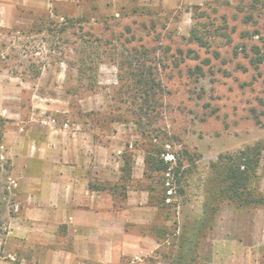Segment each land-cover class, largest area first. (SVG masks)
I'll use <instances>...</instances> for the list:
<instances>
[{
	"label": "rangeland",
	"instance_id": "374dc122",
	"mask_svg": "<svg viewBox=\"0 0 264 264\" xmlns=\"http://www.w3.org/2000/svg\"><path fill=\"white\" fill-rule=\"evenodd\" d=\"M255 47L264 52V0H0V264H82L86 242L47 202L61 166L51 149H83L82 177L109 187L97 209L113 221L110 244L128 251L93 263L264 264V204L213 198L212 163L242 149L258 151L249 186L264 195ZM80 52L94 61L79 77ZM134 55L156 84L143 108ZM151 150L182 157L184 193L172 173L145 171ZM205 201L219 206L197 239Z\"/></svg>",
	"mask_w": 264,
	"mask_h": 264
},
{
	"label": "trees",
	"instance_id": "16d2710c",
	"mask_svg": "<svg viewBox=\"0 0 264 264\" xmlns=\"http://www.w3.org/2000/svg\"><path fill=\"white\" fill-rule=\"evenodd\" d=\"M135 50V49H134ZM136 51V50H135ZM146 53L145 50L142 52ZM255 57L252 59L253 63L258 65L264 62V52H261L258 47L254 50ZM141 55V54H140ZM78 74L79 77L84 74L86 64H90L94 60L90 59L89 55L81 53L78 55ZM127 67L135 66L132 69L127 68L130 78H132V88L134 91L141 90L142 100L139 103V107L143 108L149 100H152V96L155 94V83L150 73L144 68L143 61L139 62V56L134 55L132 59L126 60ZM90 70L93 68L91 65L88 67ZM126 71V70H125ZM91 74V73H90ZM153 101V100H152ZM161 150H151L145 155V171L150 169L156 172L172 173L178 187L179 193H184V187L182 181L187 178L189 168L183 167L182 157L176 159L175 164H171V161L164 158H157L156 155L160 154ZM257 149H242L234 154H221L217 162L212 163V167L216 173L215 175V187L213 190V198L223 199L228 198L232 202H236L240 205H262L264 204V195L254 192L250 186V178L255 170V163L258 159ZM182 156L187 158L190 162L192 157L189 156L188 151H183ZM171 165V166H170ZM164 185V181L162 182ZM90 185L91 188L96 190H106L109 187L105 184H99L96 186ZM171 190L170 186H163L162 191L165 192ZM172 191V190H171ZM218 203L214 201H205L202 207L201 214L197 217V222L193 228V236L197 239L206 236L207 229L211 228L213 224L214 215L218 210ZM198 241L194 243L196 249ZM188 264H192L191 262ZM194 264H205L195 259Z\"/></svg>",
	"mask_w": 264,
	"mask_h": 264
},
{
	"label": "crops",
	"instance_id": "0c3cea01",
	"mask_svg": "<svg viewBox=\"0 0 264 264\" xmlns=\"http://www.w3.org/2000/svg\"><path fill=\"white\" fill-rule=\"evenodd\" d=\"M51 150H55L53 162L61 166L55 165L53 177L46 183L47 202L52 203L51 210L59 212L58 215L66 222L71 239L78 243L86 242V245L77 244L78 263H109L120 259L128 248L110 244V237L114 234L109 227L113 221L109 215L104 217L99 211L100 190L89 187V179L80 173L83 166L79 159L83 149ZM122 241L119 239V244Z\"/></svg>",
	"mask_w": 264,
	"mask_h": 264
}]
</instances>
